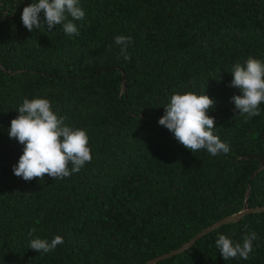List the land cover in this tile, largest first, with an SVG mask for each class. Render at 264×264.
<instances>
[{
    "label": "trees",
    "instance_id": "obj_1",
    "mask_svg": "<svg viewBox=\"0 0 264 264\" xmlns=\"http://www.w3.org/2000/svg\"><path fill=\"white\" fill-rule=\"evenodd\" d=\"M31 3L0 0V264H146L264 207V103L246 118L229 86L236 63L264 61V0H80L78 36L29 31L21 15ZM116 35L131 37L130 60ZM189 92L215 101L208 114L227 154L193 153L159 125L171 96ZM38 97L89 135L93 158L70 177L13 172L24 145L9 137L11 121ZM251 232L246 260L226 261L215 246ZM56 235L64 243L52 252L29 249ZM157 264H264V211Z\"/></svg>",
    "mask_w": 264,
    "mask_h": 264
},
{
    "label": "clouds",
    "instance_id": "obj_2",
    "mask_svg": "<svg viewBox=\"0 0 264 264\" xmlns=\"http://www.w3.org/2000/svg\"><path fill=\"white\" fill-rule=\"evenodd\" d=\"M85 16L80 0H32L23 9L21 20L29 31L43 29L52 33L54 28L62 26L69 36H78L79 29L74 21L84 20ZM114 42L120 46L123 59L130 60L127 49L132 43L131 37L116 35ZM231 74L234 79L229 86L238 88L241 93L232 98L236 110L246 118L260 116V105L264 103V61L249 57L243 65L236 63ZM164 108L166 114L159 120V125L167 128L193 153L206 149L212 156H217L230 151V146L222 142L215 131V118L208 114L215 108V101L208 95L174 93ZM17 113L8 132L10 138L24 145L23 155L13 166L15 176L25 181L43 179L45 175L55 180L63 179L80 172L86 163L91 162L93 157L87 131L68 126L66 117L54 112L50 100L25 98ZM35 231L33 228L28 236L33 237ZM257 239L255 232L246 234L242 243L221 234L215 240V246L226 261L238 256L246 260L253 252V241ZM63 243L60 235L50 241L36 237L30 240L29 249L47 254Z\"/></svg>",
    "mask_w": 264,
    "mask_h": 264
},
{
    "label": "water",
    "instance_id": "obj_3",
    "mask_svg": "<svg viewBox=\"0 0 264 264\" xmlns=\"http://www.w3.org/2000/svg\"><path fill=\"white\" fill-rule=\"evenodd\" d=\"M262 162H263V165H264V160H262ZM263 211H264V207L263 208L250 209V208H248L246 206L245 209L243 211H241L240 213H238L236 215H233V216H230V217H227V218H224V219L216 222L215 224L211 225L210 227L205 229L204 232L199 233L191 242H189L185 246H183V247H181V248H179L177 250H174L171 253H168V254L162 255L160 257L154 258L153 260L149 261L146 264H157L160 261L166 260L168 258H171V257L175 256V255L181 254L184 251H186L187 249H189L190 247H192L196 243V241L198 239H200L204 235L212 232L214 229H217V228H219V227H221V226H223L225 224H228V223H231V222H235V221L241 219L242 217H244V216H246V215H248L250 213H257V212H263Z\"/></svg>",
    "mask_w": 264,
    "mask_h": 264
}]
</instances>
